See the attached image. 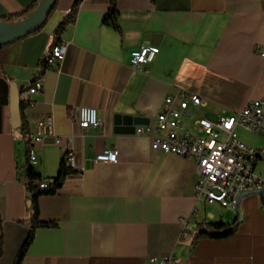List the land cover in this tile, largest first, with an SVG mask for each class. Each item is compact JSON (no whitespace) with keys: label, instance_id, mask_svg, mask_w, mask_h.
<instances>
[{"label":"crops","instance_id":"crops-1","mask_svg":"<svg viewBox=\"0 0 264 264\" xmlns=\"http://www.w3.org/2000/svg\"><path fill=\"white\" fill-rule=\"evenodd\" d=\"M34 0H0V18L22 14ZM74 0H57L38 31L0 50V264H12L31 229L30 195L18 179L36 124L52 117L50 133L35 144L34 171L51 182L67 153L74 170L54 194L37 197L38 220L21 264H264V195L256 187L236 210L195 200V167L153 151L134 128L154 129L163 99L177 91L204 100L199 114H234L249 100L264 101V0H115L118 28L103 22L109 0H80L74 18L56 33ZM58 67L44 69L54 45ZM142 44L158 53L133 69L130 52ZM43 90L25 92L36 75ZM23 100L25 131L10 120V86ZM33 107L27 106V100ZM92 107L100 125L81 131L77 109ZM237 138L257 150L264 175V139ZM247 131V130H246ZM248 132V131H247ZM54 138L61 140L54 144ZM116 149V164L95 163ZM188 236L179 238V220ZM234 224L224 239L196 238L199 225Z\"/></svg>","mask_w":264,"mask_h":264},{"label":"built area","instance_id":"built-area-1","mask_svg":"<svg viewBox=\"0 0 264 264\" xmlns=\"http://www.w3.org/2000/svg\"><path fill=\"white\" fill-rule=\"evenodd\" d=\"M155 46L142 44L130 52L129 64L133 69H141L150 63L158 53ZM256 51L264 56V50L256 47ZM64 59V46L54 45L43 61L44 69L56 68ZM43 90L42 75H36L25 92L27 97ZM28 99L27 106L33 107ZM204 100L185 91H177L163 99L156 116V125L135 127L136 135L150 139L153 151L162 154H174L193 162L195 167V200L206 204H217L223 209L236 210L239 198L252 189H264V175L255 172L257 150L250 148L238 140L235 131L241 127L253 134H262L264 138V101L249 100L244 107L234 113L222 111L214 119L199 114ZM76 123L81 131L96 128L100 125L96 110L92 107L77 109ZM52 117L46 116L36 124L37 132L29 135L28 162L34 165L37 159L35 144L43 142V134L50 133ZM61 140L54 138V144ZM116 149H107L95 157V163L116 164ZM64 163L74 168L75 157L67 153ZM51 183L41 178L37 182L40 189H47ZM181 231L179 238L188 236V218L179 220ZM156 264H181L171 256L151 258Z\"/></svg>","mask_w":264,"mask_h":264},{"label":"trees","instance_id":"trees-1","mask_svg":"<svg viewBox=\"0 0 264 264\" xmlns=\"http://www.w3.org/2000/svg\"><path fill=\"white\" fill-rule=\"evenodd\" d=\"M79 2L80 0H74V3L72 7L70 8V11L65 16L64 20L58 25L56 29V33L60 32L64 28V26L74 18L77 12ZM38 3H39V0H34L22 14L3 17V18H0V21L10 22V23L20 21L26 18L27 16H29L37 8ZM56 4H57V0L55 2L54 8L49 14V17L54 12ZM103 22L110 24L114 28H118L115 0H109L108 10L103 17ZM3 48L4 47H1L0 50ZM22 110H23V100L20 103L21 125L19 127V130L22 133H24L26 127H25L24 115H23ZM259 157L260 156L257 155V159ZM74 172L76 171L72 168L67 167V165L64 163V160H63L60 164L57 176L49 184V187L47 189H40L38 187L37 182L41 180V177L34 171L32 165L29 164L28 157L26 158V162L24 166L17 168L18 179L25 184L26 190L28 191L30 195L29 198H30V209H31V215H32L31 217L32 225H31V229L25 241L23 242L22 246L18 250L12 264H21L22 258L26 252V249L28 248L32 240L33 231L36 228H48V227H52L55 225V223L53 222H40L38 220L37 197L40 195L54 194L55 191L61 186L63 179L67 175L74 173ZM199 227L201 230L197 232L196 238L207 237L210 239H224V238H228L232 236L235 233V226L233 223L232 224L210 223V224H205V225L201 224L199 225Z\"/></svg>","mask_w":264,"mask_h":264},{"label":"water","instance_id":"water-1","mask_svg":"<svg viewBox=\"0 0 264 264\" xmlns=\"http://www.w3.org/2000/svg\"><path fill=\"white\" fill-rule=\"evenodd\" d=\"M55 2L56 0H39L37 8L26 18L13 23L0 21V48L15 43L43 27L54 8ZM20 103V93L16 86L11 85L10 120L13 129L19 128L21 125ZM259 192L264 195V189ZM248 193H244L239 200Z\"/></svg>","mask_w":264,"mask_h":264},{"label":"rangeland","instance_id":"rangeland-1","mask_svg":"<svg viewBox=\"0 0 264 264\" xmlns=\"http://www.w3.org/2000/svg\"><path fill=\"white\" fill-rule=\"evenodd\" d=\"M241 133H242L243 136H246V137L252 138V139H254L255 141H259L260 139H261V140L264 139V138H263V135H262L261 133H260V134H253V133H251V132H247L246 130H242ZM262 163H264V160H259V161H258V164H262ZM257 171H258V168L255 169V172H257Z\"/></svg>","mask_w":264,"mask_h":264}]
</instances>
